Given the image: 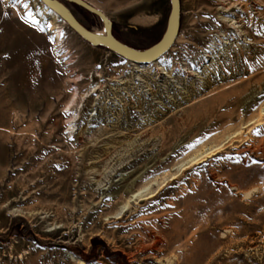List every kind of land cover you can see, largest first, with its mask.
<instances>
[{"label":"rangeland","instance_id":"rangeland-1","mask_svg":"<svg viewBox=\"0 0 264 264\" xmlns=\"http://www.w3.org/2000/svg\"><path fill=\"white\" fill-rule=\"evenodd\" d=\"M90 1L139 49L171 11ZM25 2L0 0V264H264V0H181L150 64Z\"/></svg>","mask_w":264,"mask_h":264},{"label":"water","instance_id":"water-1","mask_svg":"<svg viewBox=\"0 0 264 264\" xmlns=\"http://www.w3.org/2000/svg\"><path fill=\"white\" fill-rule=\"evenodd\" d=\"M45 6L56 12L83 39L94 46L105 47L127 60L137 64H150L158 61L174 45L181 27V0H171V11L167 28L162 38L146 49L133 47L113 33V22L108 15L87 0H41ZM67 2L77 4L100 17L104 25V32L95 31L82 24L71 11Z\"/></svg>","mask_w":264,"mask_h":264},{"label":"snow or ice","instance_id":"snow-or-ice-1","mask_svg":"<svg viewBox=\"0 0 264 264\" xmlns=\"http://www.w3.org/2000/svg\"><path fill=\"white\" fill-rule=\"evenodd\" d=\"M14 4H23V8L24 9H28L29 8V4L27 2H25V0H14ZM28 19H32L33 18V13L31 11H28L26 13ZM21 19H24V17L22 16ZM257 134H260V129L258 128L257 130Z\"/></svg>","mask_w":264,"mask_h":264},{"label":"bare ground","instance_id":"bare-ground-1","mask_svg":"<svg viewBox=\"0 0 264 264\" xmlns=\"http://www.w3.org/2000/svg\"><path fill=\"white\" fill-rule=\"evenodd\" d=\"M230 7V6H229ZM45 9L47 10V11H49L55 18H59L60 16L56 13V12H54L53 10H51V9H49L47 6L45 7ZM229 9V8H228ZM58 36H59V38L61 37V35H60V33L58 34ZM57 36V37H58ZM131 62V61H130ZM133 63V62H132ZM81 264H83V263H81Z\"/></svg>","mask_w":264,"mask_h":264},{"label":"crops","instance_id":"crops-1","mask_svg":"<svg viewBox=\"0 0 264 264\" xmlns=\"http://www.w3.org/2000/svg\"><path fill=\"white\" fill-rule=\"evenodd\" d=\"M87 1L94 5V3L92 1H90V0H87Z\"/></svg>","mask_w":264,"mask_h":264}]
</instances>
